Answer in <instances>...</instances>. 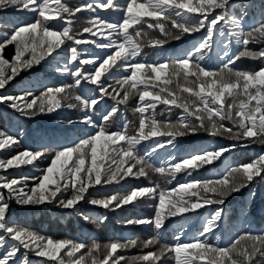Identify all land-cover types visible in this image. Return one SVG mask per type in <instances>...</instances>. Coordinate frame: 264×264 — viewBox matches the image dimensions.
Returning <instances> with one entry per match:
<instances>
[{"label": "snow or ice", "instance_id": "1", "mask_svg": "<svg viewBox=\"0 0 264 264\" xmlns=\"http://www.w3.org/2000/svg\"><path fill=\"white\" fill-rule=\"evenodd\" d=\"M248 7L244 0H124L123 4L120 0H93L75 8L62 0H0V11L15 9L34 15L33 21L14 24L10 32L0 33V90L6 89L22 71L41 65L53 54L59 55L66 45L70 62H79L75 70L56 69L71 74L74 84L46 87L39 95L30 90L20 95L5 92L0 94V104H7L27 118L65 106L79 108L83 113L79 123L95 129L71 145L51 152L25 149L9 158H0L3 171L29 165L38 167L37 161L50 158L39 175L11 179L0 176V189L6 190V194L0 191V264H31L29 255L42 258L43 264H163L167 258H172L174 264H264V232L245 231L227 246L214 244L207 238L219 227L223 207L214 211L199 236L192 240L185 241L177 235L176 242L170 245L162 243L159 235L169 218L206 205L223 206L229 196L244 189H249L254 199L256 191L251 185L257 178L264 180V152L249 162L230 166L220 178L193 177L194 172L221 160L238 144L264 145V67L258 70L233 67L242 57L264 59V47H249L264 44V7L260 10V22L246 29L244 16ZM98 9L120 11L122 15L118 21H109L98 14ZM83 11H90L93 16L80 35L87 33L101 38L99 41L78 39L73 34V18ZM54 21L62 27L55 28ZM225 28L239 51L229 56L225 45L226 59L222 67L210 69L201 62L212 51L214 37L224 35ZM145 29L158 30L162 36L145 39L148 37ZM201 30H204L201 40L174 60L148 63L137 59L146 46L163 47L169 39L179 41ZM231 42L230 39L228 43ZM88 43L112 51L104 58L82 59L77 46ZM9 45L14 47L11 59L4 56ZM88 64L93 65L91 71L83 67ZM113 68L123 69L127 74L117 81L119 87L109 92L111 85L106 87L102 77L106 79L111 75ZM82 81L97 85L100 98L76 95V103L65 104L70 98L69 90L79 87ZM104 96H111L116 104L106 110L98 122L94 115ZM130 98L137 99L135 128L130 130L126 123L113 130L119 106L127 105ZM160 106L163 108L158 112ZM173 109L180 110L175 121L169 118ZM199 133L235 143L194 149L178 160L173 156L172 162L160 167L149 163L157 148L167 144L179 151L178 138ZM144 141L153 142L147 156L141 155L138 149ZM19 144V134L0 130V152H11ZM150 171L164 177L165 186H133L99 198L90 195V189L95 186L122 184L129 177L147 178ZM180 173L192 179L177 180ZM145 199L155 202L152 218L122 221L124 226H151L156 235L143 241L113 238L106 243L93 241L88 245L72 238L46 237L10 223L11 201L22 207L56 203L63 209L75 211H79L81 202H86L116 211ZM79 214L97 228L108 220L107 216L92 220L83 212ZM132 248L140 249V254L132 257L119 254Z\"/></svg>", "mask_w": 264, "mask_h": 264}, {"label": "trees", "instance_id": "2", "mask_svg": "<svg viewBox=\"0 0 264 264\" xmlns=\"http://www.w3.org/2000/svg\"><path fill=\"white\" fill-rule=\"evenodd\" d=\"M67 6L75 8L79 5L91 3L93 0H62ZM124 0H120L123 3ZM249 5L248 13L244 16V24L246 29L252 25L260 22V10L264 7V0H244ZM98 14L105 17L113 13L111 9H98ZM236 14L239 15L237 8ZM93 14L90 11H83L77 13L73 18V34L78 39L93 40L101 39L99 37H92L90 34L84 33L82 36V28L87 26V22L92 18ZM34 20V15L26 11H17L15 9H8L0 11V33L10 32L14 24H22L26 21ZM54 27L59 29L62 25L59 22H52ZM131 31V30H130ZM228 29L225 28V34H217L214 37V44L212 51L206 56L201 63L210 69H219L226 59L223 55L225 45L229 56L235 55L239 51V46L235 43L234 38L227 36ZM204 35V30L192 35H185L178 41L180 47L163 46V47H144L141 55L137 57L138 60L146 61L148 63L164 62L174 60L178 56H182L185 51H188L194 44L199 42ZM147 38H159L154 34L148 33ZM231 43H228L229 40ZM69 44L71 42H68ZM78 51L81 52L82 59H91L95 56L104 58L110 49L97 48L94 44H82L77 46ZM249 47L259 49L264 47V44H250ZM14 55V47L9 45L6 47L4 56L11 59ZM261 59L241 58L233 66L237 69L258 70L263 67L259 65ZM79 62H70V52L67 50V45L60 50V54H53L46 62H42L39 66H34L30 70L22 71L4 90H0V94L7 93L11 95H20L25 90H30L34 94L39 93L46 87H57L62 85L74 84L75 78L67 73L57 71V67L63 69L65 67L75 70ZM88 71H91L93 65H84ZM43 70V71H42ZM127 73L123 69L113 68L112 74L107 78H103L104 85L109 88V92L113 88H118V80L122 79ZM69 99L64 101L67 103H76L74 97L82 95L85 98H100L98 86L87 81H82L79 87H74L68 92ZM123 93H121V96ZM116 104V101L111 96H104L100 99L96 107L94 118L100 122L101 116L106 110H109ZM137 106V99L130 98L127 105H120V112L118 118L112 125L113 130H118L124 124H129V128L137 123L138 114L134 112ZM163 106L158 107L157 111H161ZM180 110L173 109L170 114V119L175 121L178 118ZM83 113L79 108L62 107L51 113L37 114L32 118L22 116L20 113L8 107L7 104H0V130H5L10 134H19L20 144L11 152H0V158H9L18 151L25 149L31 151H38L42 149L52 150L59 149L61 146L71 145L78 139L83 138L86 134L92 133L95 129L79 123ZM69 120L76 121L70 124ZM163 139V138H160ZM234 141L226 138L216 137L212 138L206 133H199L197 135H190L183 138H178L180 150L177 151L173 147L165 144L163 148L151 154L149 163L155 167L164 166L166 162H172V157L180 159L186 156L189 152L199 148H215L217 146H228ZM247 142L238 144L237 147L226 153L219 161H215L212 165H206L193 173L196 179H217L225 174L230 166H236L241 163L249 162L259 153L264 152V148H258L259 143L247 144ZM153 146L152 141H144L138 145L141 155H148ZM264 146V145H262ZM248 152H245V151ZM50 158L37 161L38 167L22 166L20 169H8L7 171L0 170V176L11 178H20L22 176L32 177L39 175L40 170L48 165ZM135 171V170H134ZM177 180H190L183 173L177 174ZM31 185V180L29 181ZM150 184H161L165 186V178L155 172H149L147 178L141 177L139 179L129 177L122 184H110L103 186H95L90 189L91 197L99 198L104 194L114 193L122 188L130 189L133 186H148ZM175 184V181H173ZM170 187V186H169ZM252 190L256 191L255 198L249 195V189H244L240 193L229 196L224 205H206L203 208L197 209L194 212L186 213L181 216L169 218L165 221V229L159 235L162 243L174 244L177 235L181 239L187 241L198 237L204 227L205 221L210 219L211 215L218 207H223L224 212L219 227L207 235V238L214 244L227 246L240 233L251 231L253 233L264 232V180L256 179ZM6 194V190L0 189ZM155 202L151 200H142L136 202L134 205L124 206L122 209L116 211H108L103 208L94 207L86 202H81L78 205L79 211L67 210L59 207L56 203H46L38 206L22 207L15 201L10 202V223L34 230L46 237L52 238H72L91 245L93 241L106 243L113 238L137 239L139 241L146 240L154 235L156 232L149 225H129L124 226L122 221L129 218H152L155 214ZM83 212L85 215L94 220L97 216H107L108 220L101 228H97L93 222L85 221L79 214ZM23 251V250H21ZM119 254L126 257H132L140 254V249L132 248L120 252ZM20 254L18 253V257ZM31 264H43L42 258L29 255ZM11 264V262H10ZM163 264H174L172 258H167Z\"/></svg>", "mask_w": 264, "mask_h": 264}, {"label": "rangeland", "instance_id": "3", "mask_svg": "<svg viewBox=\"0 0 264 264\" xmlns=\"http://www.w3.org/2000/svg\"><path fill=\"white\" fill-rule=\"evenodd\" d=\"M123 3H124V2H123ZM123 3H121V4H123ZM121 15H122V13H121L120 11H113V13H111V14H109V15H107V16H109V17H110L109 19H111V20H113V21H118V20L120 19ZM169 29L171 30L170 25H169ZM145 31H147V32L150 33V34H154V35H156V36H158V37H161V36H162V34L159 33V31H158V30H155V29H145ZM145 39H148V38L145 37ZM170 45H171V46H174V47H176V48L180 47V44L178 43L177 40L169 39V42H168L167 44H165L164 46H170ZM153 48H154V47H152V49H153ZM143 49L147 51V49H145V48H143ZM185 52H187V51H185ZM185 52H184V53H185ZM259 65H263V67H264V59H261V61L259 62ZM42 71H43V70H42ZM135 126H136V124H135L133 127L129 128V129L132 130V129L135 128ZM257 147H258V148H264V146H262V145H257ZM244 151H245V150H244ZM245 152H248V151H245Z\"/></svg>", "mask_w": 264, "mask_h": 264}]
</instances>
